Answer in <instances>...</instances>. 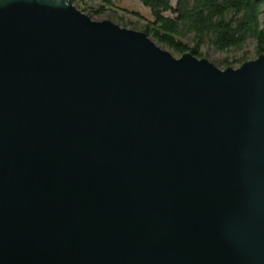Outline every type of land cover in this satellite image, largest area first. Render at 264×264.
Listing matches in <instances>:
<instances>
[{
    "label": "water",
    "instance_id": "water-1",
    "mask_svg": "<svg viewBox=\"0 0 264 264\" xmlns=\"http://www.w3.org/2000/svg\"><path fill=\"white\" fill-rule=\"evenodd\" d=\"M0 264H264V55L0 0Z\"/></svg>",
    "mask_w": 264,
    "mask_h": 264
},
{
    "label": "trees",
    "instance_id": "trees-1",
    "mask_svg": "<svg viewBox=\"0 0 264 264\" xmlns=\"http://www.w3.org/2000/svg\"><path fill=\"white\" fill-rule=\"evenodd\" d=\"M73 5L89 16L99 17L118 5L121 0H71ZM150 13L145 19L140 13L131 12L145 21L143 33L156 45L181 56L191 53L198 59L201 48L225 54L218 67L241 66L252 60L245 46L253 44V58L264 55V0H136ZM97 4L96 6H90ZM127 11V10H125ZM131 25L121 21V28ZM192 43L190 47L185 40ZM234 51L239 55L229 56ZM216 67V66H215Z\"/></svg>",
    "mask_w": 264,
    "mask_h": 264
},
{
    "label": "rangeland",
    "instance_id": "rangeland-1",
    "mask_svg": "<svg viewBox=\"0 0 264 264\" xmlns=\"http://www.w3.org/2000/svg\"><path fill=\"white\" fill-rule=\"evenodd\" d=\"M173 5H175L176 0H173ZM97 4H91L90 6H96ZM118 5L127 10H118V9H110L108 10L105 14L100 15L99 17H94V16H89L88 14H86L92 21H96V22H101V21H109L115 25H118L120 27V23L121 21L124 23H129L131 25L128 26V30H133V31H138V32H143L144 30V26H145V21L135 17L134 15H132L131 12H138L140 13L145 19H150V13L147 9H145L138 1L136 0H121L120 2H118ZM150 39V38H149ZM185 42L192 47V43L189 41V39H186ZM155 43V42H154ZM158 46V45H157ZM161 49L169 52L174 58L178 59L180 56L167 50L166 48L162 47V46H158ZM201 54L202 56L208 55V61L210 63H212L214 66L217 67V62H221L224 58H225V54H220L217 53L215 51H213L210 47L208 46H204L203 48H201ZM244 51L249 52L250 53V57L252 58V60H254V56H253V44L251 42H249L245 48ZM229 56H233V55H239L238 53H235L234 51H230ZM203 59V58H201ZM206 59V58H204ZM232 69H237L238 66H233V67H229ZM218 69L220 70H225L226 68L224 67H218Z\"/></svg>",
    "mask_w": 264,
    "mask_h": 264
}]
</instances>
